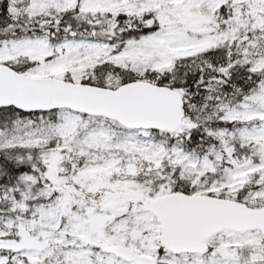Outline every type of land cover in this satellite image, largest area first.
Listing matches in <instances>:
<instances>
[{
    "label": "snow or ice",
    "instance_id": "6c2138e0",
    "mask_svg": "<svg viewBox=\"0 0 264 264\" xmlns=\"http://www.w3.org/2000/svg\"><path fill=\"white\" fill-rule=\"evenodd\" d=\"M0 264H264V0H0Z\"/></svg>",
    "mask_w": 264,
    "mask_h": 264
}]
</instances>
